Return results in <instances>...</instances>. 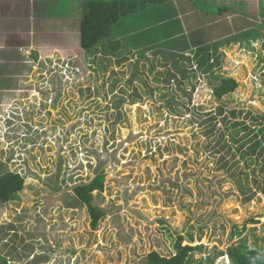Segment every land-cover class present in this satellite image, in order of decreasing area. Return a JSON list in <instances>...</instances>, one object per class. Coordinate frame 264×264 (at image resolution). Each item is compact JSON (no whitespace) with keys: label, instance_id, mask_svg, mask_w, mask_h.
<instances>
[{"label":"rangeland","instance_id":"obj_1","mask_svg":"<svg viewBox=\"0 0 264 264\" xmlns=\"http://www.w3.org/2000/svg\"><path fill=\"white\" fill-rule=\"evenodd\" d=\"M39 1L0 0V174L23 177L0 202L7 264H149L175 254L178 235L205 264H233L224 252L238 243L264 253V0H168L90 51L81 0ZM193 27L209 41L207 71ZM223 77L238 86L218 99ZM100 173L92 229L73 188Z\"/></svg>","mask_w":264,"mask_h":264},{"label":"trees","instance_id":"obj_2","mask_svg":"<svg viewBox=\"0 0 264 264\" xmlns=\"http://www.w3.org/2000/svg\"><path fill=\"white\" fill-rule=\"evenodd\" d=\"M166 1L168 0H81L83 10L79 19L80 47L85 51H90L99 44L102 38L110 36L113 26L120 18L145 10L149 6H160ZM227 10L226 6L218 7L217 14H222ZM191 33L189 40L195 51V57L199 66H203L204 70L207 71L212 67L209 62L211 58L209 54L210 46L207 44L209 41H206L202 29L191 31ZM253 33L255 35L253 40H255L259 37L257 35L259 33L257 30ZM107 47H109V52L112 54L120 53V40H110ZM237 86L238 82L234 78L223 77L220 79V83L213 87L214 96L220 99L233 92ZM231 114L235 115V112H231ZM231 125H233V128L238 125L244 126L239 122L231 123ZM103 180L104 175L100 173L91 181L76 185L73 188L75 199L87 208L92 229H96L103 215V211L92 204L93 192L103 188ZM22 189L23 177L19 173L6 171L0 174V202L5 203L14 200ZM250 221L256 222L253 219H250ZM234 234L240 235V232L236 231ZM182 240L183 237L180 235L173 240L172 249L175 254L171 256H161L156 252H152L149 256V264H205L202 260L192 259L191 246H183ZM224 254L228 256L233 264H264V253L246 243L230 245L226 248ZM7 263V258L0 255V264Z\"/></svg>","mask_w":264,"mask_h":264},{"label":"crops","instance_id":"obj_3","mask_svg":"<svg viewBox=\"0 0 264 264\" xmlns=\"http://www.w3.org/2000/svg\"><path fill=\"white\" fill-rule=\"evenodd\" d=\"M30 1V0H29ZM43 1L44 0H40L39 2L41 3V4H43L44 5V3H43ZM54 1V0H53ZM78 1V0H77ZM105 1H109V0H105ZM72 3H74V2H72L71 0H65V2H64V4H66V10L68 11L69 10V8H70V6L72 5ZM167 3H165V5H166ZM55 5H58L59 6V1L57 0L56 1V3H55ZM160 6H162V5H160ZM151 7H155V6H149V7H147L146 9H145V11L147 10V9H149V8H151ZM156 7H158V6H156ZM141 11H138L137 13H136V15L138 14V13H140ZM48 14V12H47V10H45V11H43L42 12V14H41V20H40V22H42L43 21V25H44V31H46V30H48V29H46V27H49V25L47 24V22H49L50 20L49 19H47V17H46V15ZM57 14L58 13H55V14H53V16H55L54 17V19L56 20V21H61V23H60V29L62 30L61 31V35H64L65 37H67V35H68V32H69V30H68V27L69 26H71L72 24H71V22L68 24H66L65 22L68 20L67 18H63V17H58L57 16ZM128 18V15H126V16H124V17H122V18H120L116 23H115V25L113 26V28L115 27V26H119L125 19H127ZM54 19H52V20H54ZM5 22H7V23H9V21H7L6 19H5ZM45 22V23H44ZM55 26H58V24L57 25H55ZM78 26H79V23H78ZM77 29H79V27H76ZM192 29H194V30H196L195 29V27H193ZM52 30H55V28H53ZM68 30V31H67ZM146 30H148V29H146ZM79 31V30H78ZM192 30H190L189 31V33L191 32ZM29 33V32H28ZM31 33V32H30ZM119 36H121V34L119 33V34H117L116 35V37H119ZM78 37H79V32H78ZM116 39H118V38H116ZM119 40V39H118ZM30 47H34V45L33 46H29V48ZM53 50H56V49H53ZM60 52L61 51H64L65 52V54H70L71 53V51L69 50V49H65L64 50V48L63 49H61V50H59ZM53 54H55L54 53V51H53ZM25 72V71H24ZM5 77V76H4ZM6 78V77H5ZM18 80L17 81H19V82H21V81H23L21 78H17ZM3 91H5V90H2V92ZM14 91H16V90H14ZM6 93H7V91H6ZM5 102V101H4Z\"/></svg>","mask_w":264,"mask_h":264}]
</instances>
